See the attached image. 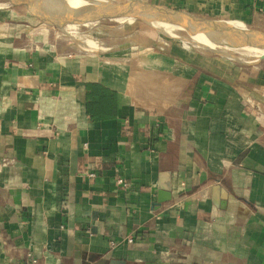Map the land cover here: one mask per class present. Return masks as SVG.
I'll return each instance as SVG.
<instances>
[{
  "label": "crops",
  "instance_id": "obj_1",
  "mask_svg": "<svg viewBox=\"0 0 264 264\" xmlns=\"http://www.w3.org/2000/svg\"><path fill=\"white\" fill-rule=\"evenodd\" d=\"M22 1L45 21L63 19L46 8L55 1ZM63 2L74 15L99 6ZM144 3L170 21L175 9L264 35V0L130 5ZM104 6L96 11L116 9ZM255 68L175 45L65 51L0 7V264L29 255L37 264H264V71ZM164 173L169 199L158 203Z\"/></svg>",
  "mask_w": 264,
  "mask_h": 264
},
{
  "label": "rangeland",
  "instance_id": "obj_2",
  "mask_svg": "<svg viewBox=\"0 0 264 264\" xmlns=\"http://www.w3.org/2000/svg\"><path fill=\"white\" fill-rule=\"evenodd\" d=\"M49 1H55L54 6L52 7V3H49L46 8L51 10L55 7L54 11L56 12L54 14H57L56 16H58V13L61 14L63 18L61 22L45 21L38 15L36 10L30 9V3L20 4V2H23L22 0L17 1V3L12 0H0V7L14 8L26 15L32 25L47 30L49 38L61 44L65 51L107 54L114 52L135 53L150 50L155 46L175 45L176 47H186L201 52L210 59L220 61L224 65L241 69L251 66L264 71V58L260 59L264 56V46H262L264 45V41H262L264 35L251 31V35L257 37L256 42L260 45L254 41H252V44L237 43L236 40L233 41L235 39L234 35H246L249 32L241 31L239 33L240 31H238L237 33L234 27L223 24L224 28L212 22H207V20L219 22L220 19L194 17V19L206 20L203 22L208 23V26H218H214L216 28L214 34L213 31L210 33L202 30L198 24L191 22L192 19L190 21L187 16L181 15L182 12L179 10L170 9V12L175 14L174 18L171 16V20L173 18L175 21L177 16L181 21L188 23L184 24L185 26L178 23V19L175 22L170 21L167 14L154 13L156 8L147 3L141 4L144 7L141 6L142 9L133 12L134 8L130 5L133 0H83L84 2L98 1L97 4H99L96 9L85 15L70 14L65 5L63 6L64 0ZM104 1L107 2L104 3ZM60 2H62V5ZM104 5H110L118 10L116 12H109V10L96 11L106 7ZM143 8H146V10H143ZM142 15H150L151 17L146 20ZM80 20L83 22H76H80ZM247 29L249 28L247 27ZM216 31L218 32L216 33ZM224 33L231 35V37L222 38L221 36ZM259 78L264 79L262 76H259Z\"/></svg>",
  "mask_w": 264,
  "mask_h": 264
},
{
  "label": "bare ground",
  "instance_id": "obj_3",
  "mask_svg": "<svg viewBox=\"0 0 264 264\" xmlns=\"http://www.w3.org/2000/svg\"><path fill=\"white\" fill-rule=\"evenodd\" d=\"M70 2H72V1H70ZM79 2H80V0H79ZM74 4V3H73ZM76 5V4H75ZM74 6V5H73ZM55 8V7H54ZM54 8H53V10H54ZM104 8H106V7H104ZM40 9V8H39ZM158 10H160V9H156L154 12H157ZM135 11H136V9H135ZM134 12V11H133ZM139 13V12H138ZM52 14V13H51ZM110 14V13H109ZM45 15V14H44ZM151 15H153V14H151ZM143 16V18L144 19H149L151 16L150 15H142ZM173 17V16H172ZM174 18V17H173ZM173 18H172V20H173ZM178 18H177V16H176V20H177ZM175 20V21H176ZM179 21H178V23H180V24H182V25H184V24H188V23H186V22H184V21H181V19H178ZM193 21H191V18H190V21L191 22H194V23H196V24H198V26L202 29V30H206V31H208V32H210L211 33V31H213L212 33H214L215 34V32H214V30H216V28L214 27V26H216V25H214V26H208V23H206V22H203V21H198V20H194V19H192ZM174 21V20H173ZM174 21V22H175ZM213 24H217V23H214V22H212ZM224 24V23H223ZM218 26H220V27H224L223 25H221V24H217ZM226 25V24H225ZM185 26V25H184ZM187 26V25H186ZM218 26H216V27H218ZM197 28V27H196ZM225 28V27H224ZM200 29V30H201ZM218 31H216V33H217ZM244 32H249V31H244ZM237 33H238V31H237ZM239 33H241V31L239 32ZM228 36H230L231 37V35H229V34H226V33H224L221 37L222 38H224V37H228ZM242 36V37H241ZM234 37H235V39L233 40V41H235V42H239V43H243V44H252V41H254V42H256L257 40V37H254V35H251V32H249V34H246V35H244V34H237L236 36L234 35ZM239 37V38H238ZM260 38V37H259ZM262 41H264V40H262ZM196 43V42H195ZM256 43H258V42H256ZM256 43H254V44H256ZM197 44V43H196ZM259 44V43H258ZM201 45V44H200ZM260 45V44H259ZM262 46H264V45H262Z\"/></svg>",
  "mask_w": 264,
  "mask_h": 264
},
{
  "label": "water",
  "instance_id": "obj_4",
  "mask_svg": "<svg viewBox=\"0 0 264 264\" xmlns=\"http://www.w3.org/2000/svg\"><path fill=\"white\" fill-rule=\"evenodd\" d=\"M14 3H17L14 2ZM19 3V2H18ZM23 2H20V4H22ZM118 9H115L114 12H116ZM194 18V17H192ZM77 23H82L83 21L80 20L76 21ZM264 58V56H262L260 59ZM169 191H170V181H169V173H164L161 177V181L159 183V194H158V203H162L165 202L169 199Z\"/></svg>",
  "mask_w": 264,
  "mask_h": 264
},
{
  "label": "built area",
  "instance_id": "obj_5",
  "mask_svg": "<svg viewBox=\"0 0 264 264\" xmlns=\"http://www.w3.org/2000/svg\"><path fill=\"white\" fill-rule=\"evenodd\" d=\"M90 176H93V174H90ZM116 183L118 185L122 186V187H126L127 186V184L123 181V179H120V178L116 180ZM131 241L132 240L129 239V242H131ZM24 264H37V261H36V259L34 257L29 255V256H27V260H26V262Z\"/></svg>",
  "mask_w": 264,
  "mask_h": 264
}]
</instances>
